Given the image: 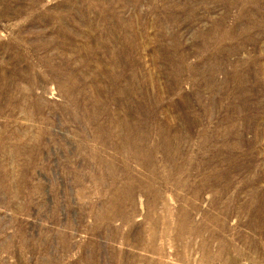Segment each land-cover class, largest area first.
<instances>
[{"label":"rangeland","instance_id":"1","mask_svg":"<svg viewBox=\"0 0 264 264\" xmlns=\"http://www.w3.org/2000/svg\"><path fill=\"white\" fill-rule=\"evenodd\" d=\"M0 264H264V0H0Z\"/></svg>","mask_w":264,"mask_h":264}]
</instances>
